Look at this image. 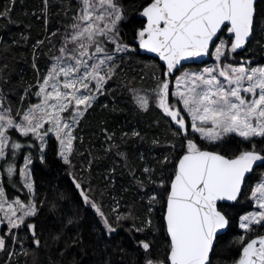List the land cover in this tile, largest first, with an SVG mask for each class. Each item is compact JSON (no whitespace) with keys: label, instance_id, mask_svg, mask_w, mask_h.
<instances>
[{"label":"snow or ice","instance_id":"1","mask_svg":"<svg viewBox=\"0 0 264 264\" xmlns=\"http://www.w3.org/2000/svg\"><path fill=\"white\" fill-rule=\"evenodd\" d=\"M15 3L0 10V20L11 22ZM43 5L46 13L49 0ZM76 5L64 13L72 14L62 30L33 45L34 82L19 96L5 91L8 65L0 66V252L8 253L6 264L12 256H34L30 249L54 251L58 258L49 255L47 264H264V57L255 54L256 46L264 52V0H142L141 23L130 40L122 35L129 20L123 0ZM46 42L51 47L41 72L38 52ZM138 50L163 62L152 74L154 85L117 86L127 89L137 112L155 107L166 119L165 140L153 136L149 149L163 152H137V168L129 146L149 142L146 135L136 127L119 134L101 127L103 156L85 150L79 173L90 178L84 180L72 159L84 155L77 147L84 143L81 122L97 105L115 110L100 98L115 91L121 65ZM202 57L214 63L185 68ZM53 140L74 198L60 191L51 200L38 197L33 165H47ZM97 159L110 160L106 188H115L118 168L128 174L124 192L135 188L142 214L136 203L122 204V196L105 201L106 192L91 179ZM45 212L54 230L41 221ZM86 212L94 218L87 227ZM21 232L28 233L29 247Z\"/></svg>","mask_w":264,"mask_h":264},{"label":"trees","instance_id":"2","mask_svg":"<svg viewBox=\"0 0 264 264\" xmlns=\"http://www.w3.org/2000/svg\"><path fill=\"white\" fill-rule=\"evenodd\" d=\"M9 0H0V10L7 5ZM123 3L128 11L129 20L122 26V35L130 40L134 28L141 23V18L138 16V8L142 0H123ZM50 27H60L68 23V17L64 15L69 8L72 9L69 0H50ZM76 6V1H74ZM43 0H16L15 5L11 7V22L0 20V66L7 64L8 67L4 69V76L10 79V83L5 85L7 92L11 88L16 96H19L23 88L34 82V73L32 70V51L33 45L37 41L44 39L47 33L45 17L43 12ZM49 31V30H48ZM51 32V31H50ZM27 38V39H25ZM49 44H45L38 52V65L41 67L45 63V54L48 52ZM139 51V50H138ZM140 53V51H139ZM251 53H241V56L250 55ZM255 54L257 59L264 57V52L259 50V46L255 47ZM163 65L155 58L140 53L138 56L134 55L131 59H125L123 66L119 70L120 80L111 85L115 91L107 96L101 97V103L108 104L109 111L102 109L97 105L94 111L81 122L79 134L83 136L84 143L78 145L79 152H83L81 156L79 153L75 154L72 159L76 165V171L83 176L84 180L90 177L87 174L79 173V169L84 165L85 160L88 159L86 149L91 148L94 156L101 157L103 152L101 145L103 144V136L101 134V127H108L110 130H116L117 134L121 131H130L132 127L141 130L142 134L146 135V140L149 142L139 143L132 142L129 146L131 154V163L137 168L140 166V161L136 155L137 152H144L148 156H160L163 152V147L151 148L150 140L153 136L161 139L162 143L168 134L167 121L162 116L160 111L153 107L147 113L137 112L131 101V97L126 88L118 87V84L124 82L133 85L137 88H151L153 72L159 74ZM189 67V66H185ZM42 68V67H41ZM159 119L160 125L156 127L154 121ZM107 122L106 124L104 122ZM151 126V127H150ZM47 165H42L38 160L33 165V176L37 182V194L40 200L47 197L52 199L53 194L57 191L66 192L69 196H73L72 184L70 183L69 169L63 162L55 155V141H50V151L48 155ZM110 165V160L97 159L92 166L91 179L93 185L98 190L106 192L104 197L107 203H111V195L116 194L122 196L121 202L124 204L136 203L137 210L142 214L143 205L139 203V197L135 193V188L124 192V188L130 184V177L122 169H117V179L115 188H106L107 169ZM10 198L15 193V190L9 187ZM21 198L23 194L19 193ZM47 207V204H45ZM250 210V209H249ZM86 227L94 222V218L90 212H86ZM45 226L54 230L56 225L53 222L50 213L45 212L40 218ZM155 223V220H154ZM3 230V229H2ZM1 230V231H2ZM86 235V242L91 238ZM121 237L125 234L121 233ZM20 239L25 241V247H29L30 239H28L27 232L20 233ZM162 243V241H160ZM227 243V241H225ZM19 251V247L17 248ZM33 255L27 257L20 255L16 259L15 264H47L48 257L51 255L53 260L58 257L56 253L48 251H35ZM99 252V250L97 249ZM35 257V258H34ZM8 259V253L0 252V264H5ZM91 259V257H89Z\"/></svg>","mask_w":264,"mask_h":264},{"label":"rangeland","instance_id":"3","mask_svg":"<svg viewBox=\"0 0 264 264\" xmlns=\"http://www.w3.org/2000/svg\"><path fill=\"white\" fill-rule=\"evenodd\" d=\"M74 1L76 0H69V2L71 3V6H72V10H75L76 6L74 4ZM50 7H51V4H50V0H49V8L47 10V12L45 13L46 14V17H45V24H46V29H47V33L50 35L51 32L53 31H57V30H62L60 27H50V18H51V15H50ZM70 12V11H69ZM71 12H70V16H71ZM68 17V16H67ZM68 22H69V19H68ZM49 30V31H48ZM51 31V32H50ZM45 38V37H44ZM226 38V37H225ZM53 39H56V38H53ZM51 47V45H49V48ZM140 51V50H139ZM239 59V57H237ZM48 57L45 56V63L43 66H41V72H43L45 70V64H46V61H47ZM214 63V58L212 57H209V59L202 63V64H199V65H189V67H185L186 69H193V70H197V69H202L203 67H206V66H211L212 64ZM123 66V64L121 65V67ZM176 75H179V73H176ZM154 85V81L152 79V86ZM100 101H101V98H100ZM20 164L22 165V160L20 161ZM11 188V187H10ZM12 189V188H11ZM14 190V189H13ZM113 195H116V194H113ZM117 196V195H116ZM23 199V198H22ZM122 203V202H121ZM123 204V203H122ZM251 210V209H250ZM2 230V228H0V231ZM18 248V247H17ZM17 250V249H16ZM18 258V256H12L11 258V261H12V264H15L16 262V259ZM6 264V263H5Z\"/></svg>","mask_w":264,"mask_h":264},{"label":"water","instance_id":"4","mask_svg":"<svg viewBox=\"0 0 264 264\" xmlns=\"http://www.w3.org/2000/svg\"><path fill=\"white\" fill-rule=\"evenodd\" d=\"M140 53L144 54V55H147V56H150L152 58H155L157 59L162 65H163V62L159 60V58L155 55V54H152V53H146V52H143V50H140ZM209 59V57H202V58H199L197 61L195 62H186L185 63V66H189V65H199V64H202L204 62H206L207 60Z\"/></svg>","mask_w":264,"mask_h":264}]
</instances>
